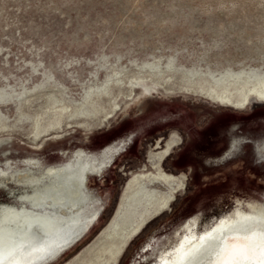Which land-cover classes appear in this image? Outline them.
<instances>
[{
  "label": "rangeland",
  "instance_id": "rangeland-1",
  "mask_svg": "<svg viewBox=\"0 0 264 264\" xmlns=\"http://www.w3.org/2000/svg\"><path fill=\"white\" fill-rule=\"evenodd\" d=\"M130 134L101 179L111 195L99 224L61 264L100 250L91 264H127L150 235L165 242L191 218L200 229L237 202L264 203V165L254 161L264 141V0H0V140L21 155L47 141L38 153L50 159ZM234 137L242 151L218 163ZM135 183L164 201L105 251L102 234ZM16 193L0 191V204Z\"/></svg>",
  "mask_w": 264,
  "mask_h": 264
},
{
  "label": "bare ground",
  "instance_id": "bare-ground-1",
  "mask_svg": "<svg viewBox=\"0 0 264 264\" xmlns=\"http://www.w3.org/2000/svg\"><path fill=\"white\" fill-rule=\"evenodd\" d=\"M90 92L89 99L95 91ZM102 93L105 94L103 96H110L109 85L99 90L98 96L103 97ZM132 139V134L117 138L94 152L83 148L73 152L61 149L57 157L50 159L38 153L47 141L41 146L30 147L31 151H24L21 155L23 151L19 152V146L14 148L12 140H0V191L19 192L13 195L11 203L0 204V264H9L13 255L17 264H61L66 260V254L85 244L86 237L99 224L111 195V189L103 187L101 179L108 174L116 156L130 145ZM254 142H251L253 146ZM256 147L254 161L258 165H264V161L259 159L264 153V141H258ZM241 151L240 140L234 137L227 156L219 161L207 158L208 167L213 168V160L218 163L220 160L226 162L231 158L228 156ZM198 152L193 150L190 153L192 157L202 160L205 154ZM239 165L235 163L228 170ZM206 167L207 165H199V171ZM218 172L214 175H218ZM204 176L208 178L213 175ZM94 179L96 189L91 187ZM154 186L160 187L159 184ZM172 187L174 185L168 183V188ZM163 201L164 196L160 190L135 183L124 198L123 206L112 225L102 234L105 251H115L119 241L136 230L143 218ZM197 220L194 217L181 224L165 242L151 238L150 235L136 248L127 264H140L135 259L136 255L139 259L143 257L145 263L149 264H218L222 257L240 247L245 248L253 259H264L257 253L260 248L264 249V203L251 199L243 206L241 202H237L230 212L214 217L200 229ZM172 224L173 222H168L162 225L158 232L163 233ZM33 237L42 240L43 247L40 250H33L31 247ZM221 244L224 246L219 253ZM100 251L94 256L90 252L85 253L81 259H89L86 264H91L100 255ZM148 251H151L150 256L145 255Z\"/></svg>",
  "mask_w": 264,
  "mask_h": 264
},
{
  "label": "snow or ice",
  "instance_id": "snow-or-ice-1",
  "mask_svg": "<svg viewBox=\"0 0 264 264\" xmlns=\"http://www.w3.org/2000/svg\"><path fill=\"white\" fill-rule=\"evenodd\" d=\"M261 161H264V153H262L259 157ZM31 247L33 250H40L43 247L42 240H37L35 237L30 241ZM264 251V250H262ZM264 264V259L255 260L247 254V250L243 247L234 250L233 254L224 261V264ZM9 264H17L15 255L9 260Z\"/></svg>",
  "mask_w": 264,
  "mask_h": 264
},
{
  "label": "water",
  "instance_id": "water-1",
  "mask_svg": "<svg viewBox=\"0 0 264 264\" xmlns=\"http://www.w3.org/2000/svg\"><path fill=\"white\" fill-rule=\"evenodd\" d=\"M262 244L264 246V243H262ZM223 246H224V244H221L220 248L218 249L219 253L223 250ZM257 249H259V247H257ZM262 250H264L263 247L260 248L259 250H257V253L259 254L260 258L264 257V251H262ZM232 254H233V252L231 254H229L228 256L225 255L224 257H222V259L219 260L218 264H224V261L227 260Z\"/></svg>",
  "mask_w": 264,
  "mask_h": 264
}]
</instances>
